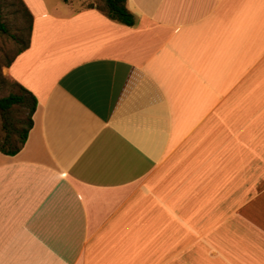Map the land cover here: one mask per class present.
Masks as SVG:
<instances>
[{
    "label": "crops",
    "instance_id": "0c3cea01",
    "mask_svg": "<svg viewBox=\"0 0 264 264\" xmlns=\"http://www.w3.org/2000/svg\"><path fill=\"white\" fill-rule=\"evenodd\" d=\"M23 1L0 264H264V0H128L133 27Z\"/></svg>",
    "mask_w": 264,
    "mask_h": 264
},
{
    "label": "trees",
    "instance_id": "16d2710c",
    "mask_svg": "<svg viewBox=\"0 0 264 264\" xmlns=\"http://www.w3.org/2000/svg\"><path fill=\"white\" fill-rule=\"evenodd\" d=\"M65 3H71V0H63ZM128 0H101L97 5L90 4L86 8H96L102 12L105 17L122 25L133 27L136 24L135 15L128 8ZM10 14L21 18V27L19 35H11L6 22L8 11ZM33 28V15L23 0H0V34L10 36L13 39H23V45L17 50L14 56L0 67V84L10 90V93L0 99V110L7 114L14 107L22 106L27 109L26 120L21 121L18 126L4 125L2 132L5 136L0 140V151L3 154L14 156L18 154L25 146L29 133L33 128V116L37 110V99L27 89L13 80L7 79L2 72L4 67H10L15 58L27 50L31 42ZM16 90L19 93L15 92Z\"/></svg>",
    "mask_w": 264,
    "mask_h": 264
},
{
    "label": "rangeland",
    "instance_id": "374dc122",
    "mask_svg": "<svg viewBox=\"0 0 264 264\" xmlns=\"http://www.w3.org/2000/svg\"><path fill=\"white\" fill-rule=\"evenodd\" d=\"M72 4L75 6L77 10L84 9L88 5L93 4L97 5L101 2V0H71ZM6 22L10 30L11 35H19V27H21V18L17 15L10 14V11L7 10ZM27 38V35L23 39H13L10 36L0 34V67L7 63L17 50L23 45L24 40ZM5 68V67H4ZM3 68V69H4ZM2 69V72H3ZM9 79L8 77H6ZM11 80V79H9ZM15 91V90H14ZM15 92L19 93L18 90ZM10 93V90L3 85L0 84V99L2 97L7 96ZM27 109L22 106L14 107L10 112L4 114L0 110V140L5 136V133L2 132L4 125L8 123V125L18 126L21 121L26 120L27 117Z\"/></svg>",
    "mask_w": 264,
    "mask_h": 264
}]
</instances>
